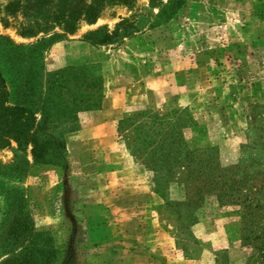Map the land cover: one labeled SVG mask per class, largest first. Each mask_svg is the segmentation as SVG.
<instances>
[{
    "label": "rangeland",
    "instance_id": "rangeland-1",
    "mask_svg": "<svg viewBox=\"0 0 264 264\" xmlns=\"http://www.w3.org/2000/svg\"><path fill=\"white\" fill-rule=\"evenodd\" d=\"M168 4L108 6L58 40L52 12L0 0L2 120L19 119L21 107L23 118H45L42 136L63 131L65 142L39 164L32 145L0 140V264H20L34 247L44 250L33 260L42 264H252L254 251L241 238L253 227L243 202L264 181V0H186L165 22ZM106 36V44H91ZM84 66L97 67L102 106L79 114L78 129L68 132L57 125L64 110L59 117L50 85L57 72ZM105 99L121 117L111 145L152 185V208L140 216L112 215L98 185L105 178L74 175L68 148H79L74 136ZM146 141L151 149L138 152ZM156 148H164L161 159ZM170 148L200 151L191 162L203 158L210 169L168 174Z\"/></svg>",
    "mask_w": 264,
    "mask_h": 264
},
{
    "label": "trees",
    "instance_id": "trees-1",
    "mask_svg": "<svg viewBox=\"0 0 264 264\" xmlns=\"http://www.w3.org/2000/svg\"><path fill=\"white\" fill-rule=\"evenodd\" d=\"M132 0H20L25 12L36 11V13L52 12V22L54 26H58L63 31V35L55 36V39H62L66 35H71L76 32L82 22L92 24L103 13L106 7L121 5ZM186 0H169V4L161 8L160 17L168 22L172 20L177 11L183 6ZM116 34V33H115ZM110 37H105L103 40L99 38H91V44L101 46L106 44ZM121 41H116L115 44H120ZM95 66H84L78 68H70L68 71L57 72L53 76L51 89L53 97L56 99V113L60 117V112L64 110V120L57 125H63L68 132H74L78 129V116L84 112L99 110L103 100V82L98 77H93L96 72ZM65 76V79L63 78ZM63 84L66 85L63 87ZM1 91V86H0ZM1 96V94H0ZM55 102V100H54ZM25 110L20 107V118L10 120H2L0 111V140L5 137L14 136L20 142V146L32 145V156L35 163L46 164L48 162L46 156L48 148H55L59 151L65 150L64 132L60 131L54 137H44L41 135L40 129L46 127L45 118L36 122L32 116L23 118ZM142 116L138 113L131 118L120 121L119 126L123 127L125 123L133 121ZM191 124H195L190 118ZM138 130H142L138 128ZM150 142H143V148H136L138 152H147ZM164 148H156L160 152L158 158L164 156L162 151ZM132 150H134L132 148ZM159 150V151H158ZM174 150V155H170L174 159L168 169V174L177 169L179 172H188L190 174L201 175L206 170L210 169L208 161L203 158L192 163V158L198 150H185L181 148H170ZM136 151V150H135ZM171 154V153H170ZM200 154V153H199ZM206 163V164H205ZM154 160L148 161V165L154 166ZM176 164H180L177 166ZM177 166V168H176ZM155 169V167H154ZM153 169V171H154ZM252 198L243 202L244 210L248 215L252 216L253 227L248 230L246 236L242 237V242L253 249L254 254L249 257V262L252 264H264V203L259 196L264 197V181H260L252 188ZM263 194V195H262ZM246 214V215H247ZM31 231H25L23 235ZM44 250L37 247L24 250L20 254V264H42L33 261L34 255L43 254ZM37 261V260H36ZM56 264H59L56 262Z\"/></svg>",
    "mask_w": 264,
    "mask_h": 264
},
{
    "label": "crops",
    "instance_id": "crops-1",
    "mask_svg": "<svg viewBox=\"0 0 264 264\" xmlns=\"http://www.w3.org/2000/svg\"><path fill=\"white\" fill-rule=\"evenodd\" d=\"M107 106L105 99L102 109L91 114L84 128L74 136L79 148H68L77 171L74 175L80 179L92 174L96 179L105 178L106 185H98L106 192L103 193L105 200L111 201L106 207L112 215L126 211L124 215L140 216L152 208V185L141 167L128 160L121 148L111 145L114 128L121 117L114 116ZM131 200L135 201L133 208L126 203Z\"/></svg>",
    "mask_w": 264,
    "mask_h": 264
}]
</instances>
